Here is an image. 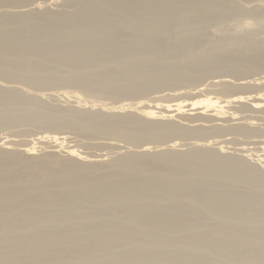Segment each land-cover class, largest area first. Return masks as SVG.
I'll return each instance as SVG.
<instances>
[{"label":"bare ground","instance_id":"6f19581e","mask_svg":"<svg viewBox=\"0 0 264 264\" xmlns=\"http://www.w3.org/2000/svg\"><path fill=\"white\" fill-rule=\"evenodd\" d=\"M63 2L70 8L49 15L42 7L58 0H0L9 8L0 13V129L64 125L123 139L131 148L111 158L89 152L91 158L79 157L80 164H70L75 150H53L55 160L47 165L29 146L14 149L15 141L0 142V264H264V166L250 163L244 152L225 154L204 143L230 133L247 139L264 132V123L255 121L264 120V95L244 92L258 88L260 81L242 78L264 70V42L255 37L256 31H264L259 10L264 4ZM253 12L262 17H248L246 26L234 33L223 34L218 27L214 39L207 37L210 42L200 39L205 23L219 26L222 18ZM18 16V23L3 20ZM166 26L184 29L176 44L193 42L194 48L198 44L208 51L185 55L178 49L181 45L174 48L167 39L158 40L153 28ZM177 56L183 60L176 62ZM172 57L176 59L171 62ZM204 78H211L209 85L217 93L227 87L241 90L243 94L222 100L234 110L231 114L197 111V102L151 104L145 98L102 108L94 103L90 108L87 101L85 107L78 102L70 109L46 108L29 91L67 84L85 93L138 96L162 85H190ZM203 92L186 90L179 96L193 98ZM178 136H192L194 142L186 141L182 148L168 144ZM55 144L59 146L57 140ZM21 169L12 178L11 171ZM208 218L213 222L206 224ZM64 225L70 227L68 233L50 230Z\"/></svg>","mask_w":264,"mask_h":264},{"label":"rangeland","instance_id":"374dc122","mask_svg":"<svg viewBox=\"0 0 264 264\" xmlns=\"http://www.w3.org/2000/svg\"><path fill=\"white\" fill-rule=\"evenodd\" d=\"M40 1H42V0H40ZM58 1H59V3H57L56 5H53V6H50V7H48V6L42 7L43 9H41L42 10L41 12L46 13V14H49V15H52L50 13L57 12V11H63V10H66V9H69L70 8V5L65 4L63 2V0H61V1L58 0ZM240 2L243 5H247L249 7H251V5L254 7V6H256L258 4H261V3L264 4V0H240ZM4 9H9V8L8 7L5 8V7H3V4H0V13ZM259 10L262 13H264V8H259ZM262 13L257 15L256 12H253L250 15H247V16L242 17V18L241 17L239 18V17H236V16H234V17L233 16H230L232 18H229L228 17L226 19L222 18L221 19V23H219V26H217L216 23H211L210 24L209 22H207V23L204 24L205 26H203V28L199 32V33L202 32L200 34V39L201 40H204V41L210 42L209 40L214 39L213 37L215 35V32H213V31L214 30L216 31V29L218 30V27H219V29H222L221 30L222 32L221 31L220 32L223 33V34L226 33V32L234 33L235 31L241 29L243 27V25L246 26V24L251 20V19L249 20L248 17L249 18L250 17L261 18L262 17ZM3 20L4 21H13V22H17L18 23V21H22V17L21 16H18L16 18H12V19L6 18V19H3ZM234 24H236V25H234ZM17 25H15V26H17ZM214 26H216L217 28L214 27ZM221 26H222V28H221ZM149 28H152V27L150 26ZM170 28L166 26V27H164V29H162V27H161V28H158L157 31H156L157 28L156 29L153 28V30L156 32L155 34H156L158 40H164V39L166 40L167 39L169 42L173 43L171 45V47L178 48V46L181 45V44L180 43H178L179 45L176 44L177 37L180 36L179 35L180 32H182L184 29H182V28H176L174 26H170ZM172 28L173 29L175 28V29L173 30ZM206 28L208 30L206 32H204L206 30ZM209 28H211V29H209ZM223 29H225V30H223ZM158 31H159V33H158ZM164 32H165V35H164ZM263 32L264 31H262V30L261 31H256V33H255L256 36L255 37L258 38V39H256L258 42H260V41L262 43L264 42V33ZM126 34H129V33H127V32L123 33V35H126ZM211 34H212V36H210ZM241 34H242V32L240 33L239 36H241ZM167 35L171 36L172 38L169 37V36H167ZM203 35H204V38L206 37L205 39L203 37H201ZM207 37H208L209 40L207 39ZM244 37H243V35L241 36V38H240V42L241 43H243L242 40H244ZM259 39H260V41H259ZM172 41H174V42H172ZM244 42H245V40H244ZM190 43L182 44L181 45V48L182 49L180 48V46H179L178 49L182 50L183 52L186 51L185 52V55L186 54H190L193 50L197 51L200 54L203 52L201 50L208 51V48L207 49H202V48H200V47H202V45L199 47L198 44H194V46L196 48L195 49L193 47V42H190ZM246 43H247V40H246ZM163 45H164V47H166V46L168 47L167 44H163ZM190 49H191V51H190ZM199 49H201V50H199ZM129 51H131L130 53H133L134 52V48L129 49ZM131 55L132 56H135V54H131ZM164 55H161V57H164L163 59H167V58H165L166 55L165 56ZM161 57H160V59H161ZM178 57L179 56L176 57L177 60H175L176 58L173 59V57H172L170 59V61L171 60H173V61L175 60L176 62H181L183 59H180L179 58V60H178ZM263 75H264V70H260V71L253 72V73H251L249 75L242 76V78H244V77L245 78H248L246 80H252V79L255 80V78L256 79H259L258 81H260V84H261V85H259L258 88H250V89L244 90V92L247 91L249 95L250 94H256V93H258L259 95L260 94L262 95V93H263V95H264V76ZM253 76H254V78H251ZM210 79L209 78H207V79L204 78L202 81H199L198 83H194V84H190V85H186V84H182V83L171 84V85L170 84H166V85H162L161 86L162 88H160V86H159L158 87L159 90H158L157 87H155V88H153V90L149 91L147 94H145V95H138V96L135 95V94H133V95H125L126 93H117V94H113V95H108L107 96L106 94H104L101 91L85 93V92H81L80 90L76 89L72 85H67V84H65V85L54 84L53 86L46 87V88H41V89L38 88V87H34V88L32 87L33 89H31L28 86H24V87L25 88L28 87V90L30 88V90H29V91H31L30 94L33 93L31 95V97L36 102L37 101H41L44 104V107H46V108H52V107H57V106H60L61 105L64 108L70 109L71 106L77 105L78 102H79L78 105L81 104L80 106H83V107H85L87 104H90V105L92 104L93 106L92 105L89 106L90 108H93L95 105H98V106L97 107L95 106L94 108H102L104 106H102L101 104H108L107 106H113V104L114 105L115 104H118V103L121 104V102H123V103L129 102L130 103L131 101L132 102L134 101V103H136L137 101L140 102V101H142L145 98L143 101L144 102H151V104H155V100H156L157 103H159V102L160 103H175V102L177 103L178 101H182L183 104H186V103L187 104H193V102H195V103L197 102L196 103V107L198 108V109H196L197 111L198 110H205L207 113H213V114L216 113V114H219V115H222V116L229 115V113L231 114L233 109L231 110L228 106L223 105L225 103L222 100L225 99V97H226L225 95H232V94H235V93L236 94H239V93L240 94H243V93H241V90H237L234 87H227L226 88L227 91H223L221 93L220 92L217 93L209 85ZM231 79L234 80V78H231ZM13 84H15V83H13ZM191 88L193 89V91H192ZM195 88H196V90L203 88L204 89L203 95H201L199 97H193V98H189L191 96H186V97L185 96H183V97H180L179 96L180 93H184L186 90H189L191 92H194V91H196V90H194ZM161 90H163V91H161ZM182 90H184V91H182ZM237 91H238V93H237ZM251 91H252V93H251ZM166 92H167V94H166ZM247 92H246V94L244 93L245 96L247 95ZM38 93H40V94H38ZM62 93L65 94V97H64V94H62ZM66 93H68V95H66ZM34 94H38L43 100L39 99ZM161 95L162 96L165 95V97H159ZM209 95H210V97H208ZM216 97H217V99H216ZM209 98L210 99L212 98L214 100L216 99L215 100L216 102L214 101V103H215L214 105H212L213 103H211V104H210V102L208 103ZM80 99H81V101H80ZM202 99L204 100L203 102L200 101ZM205 99L207 100V102H206ZM85 102L87 103L86 105L84 104ZM120 104H118V105H120ZM216 104L219 105V106H217ZM80 106H78V107H80ZM187 107H190V106H184L183 109H186ZM155 109H156V111H159L158 108H155ZM160 111H161V109H160ZM239 113H241V112H239ZM238 115L240 116L241 114H238ZM242 115L243 116L246 115V116H249V117H251V116L253 117V115H255V114L249 113V112H245ZM175 118H177V117H175ZM260 120L261 119L255 120V121L259 122L260 124H263L264 123V120H261V121ZM28 126H23V128H22V126L21 127H15V129H13L11 127L10 128H3L4 130L3 129H0V142H3L4 143V142H8V140L9 141H15L18 144H15L13 146L14 149H17V148H21L22 149V147L23 148H25V147L28 148L27 146H29V148H32V150L34 151L33 156H41V157H44L43 160L40 161V163H44V164H47V165H52L53 164V161L55 160L54 157H51V155L53 153V150H60L59 152H62L61 150H69L68 148L72 149L73 151L75 150L76 153L75 152L74 153L76 154V157L69 158V161L71 162L70 164H74V163L75 164H80L79 161H78V160H80L79 157H84V158L88 157V158H91V156H88V155L86 156V154L89 153V152L90 153H95V154L102 155L103 158H105V157L106 158H111L114 155H116L118 153H121L120 152L121 149H122L121 151H123V150L125 151V150L131 148L130 145L128 143H126V141L123 142V139L116 140V139H114V138H112L110 136L102 135L103 134L102 132H100L99 135H95V134H92V133H84L82 131H79V130L74 129V128L66 127L64 125H61L60 127H57V128L56 127H46V126H44L42 124L31 125V126L28 125ZM262 126L264 127V125H262ZM263 134H264V132H262V134H261V132H259V133H257L255 135V137L253 136L252 138L244 139L240 135L238 136L237 134L235 135V134H231L230 133V134L224 135L222 137H214V138L212 137V138H208L204 143L210 144L209 146H212L214 148H219L221 150H225L226 151L225 154H227V153H233V152L238 153V154H241V153L244 154L245 153L246 155H249L248 158H249L250 163L257 164V165H260V166H262V165L264 166V135ZM101 136H103V137H101ZM105 136H107L109 138H107ZM241 137L244 140H241L242 139ZM54 140H55V142H54ZM56 140H57V144H59V146H55L56 145L55 144L56 143ZM190 140H191V142H194V137H192V136H189V137L178 136V138L172 139L170 141L172 144L171 143H168V144L169 145H175V146H177L179 148H182V145L184 143H187V142L190 143ZM219 140H221V142H219ZM51 141L54 144L53 143H50ZM177 141H178V143H177ZM209 141H211V142H209ZM106 143H108V144L106 145ZM197 143L198 144H201L202 142H197ZM23 144H25V145H23ZM7 145L8 144H6V146ZM49 145H53V146H49ZM121 145H123V146H121ZM30 146H32V147H30ZM127 146H129V147H127ZM158 146L160 148V146H163V145H158ZM149 147H150L149 145H144L142 148L143 149H146V148H149ZM97 148L100 149V150H98ZM92 149H94V150H92ZM15 151H17V150H15ZM100 157H98V158H100ZM21 171H23V169L11 171L12 178L18 177L20 175ZM107 215H111L112 216L113 215V212L112 211H107ZM212 222L213 221L212 220H209V218L205 220V223L206 224H209V223H212ZM50 230L51 231L63 230L66 233H68L69 230H70V227H68L67 225H64L62 227H53V228H50ZM221 264H223V263H221Z\"/></svg>","mask_w":264,"mask_h":264}]
</instances>
